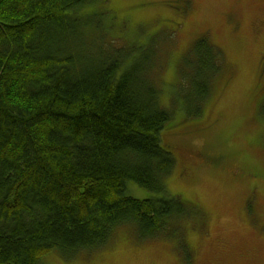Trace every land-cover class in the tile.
<instances>
[{
	"label": "trees",
	"instance_id": "trees-1",
	"mask_svg": "<svg viewBox=\"0 0 264 264\" xmlns=\"http://www.w3.org/2000/svg\"><path fill=\"white\" fill-rule=\"evenodd\" d=\"M102 1L0 0V264L94 252L123 225L137 239L174 238L193 215L166 193L175 157L161 141L173 116L156 78L163 55L151 41L108 38L102 13H82ZM221 52L204 34L182 57V98L196 113ZM129 182L154 193L129 195Z\"/></svg>",
	"mask_w": 264,
	"mask_h": 264
},
{
	"label": "rangeland",
	"instance_id": "rangeland-1",
	"mask_svg": "<svg viewBox=\"0 0 264 264\" xmlns=\"http://www.w3.org/2000/svg\"><path fill=\"white\" fill-rule=\"evenodd\" d=\"M97 12L108 38L128 45L151 41L163 55L156 78L173 116L161 141L175 157L166 193L181 196L193 215L174 238L137 239L134 228L123 225L97 251L64 258L51 250L43 263L264 264V33L253 26L264 18V0H106L82 9ZM204 34L222 49L225 63L196 113L195 104L184 106L179 65ZM200 122L210 125L205 134L192 130ZM204 152L225 167L210 166ZM183 162L190 166L181 171ZM238 168L260 175L244 181ZM127 191L136 198L154 193L135 182Z\"/></svg>",
	"mask_w": 264,
	"mask_h": 264
},
{
	"label": "flooded vegetation",
	"instance_id": "flooded-vegetation-1",
	"mask_svg": "<svg viewBox=\"0 0 264 264\" xmlns=\"http://www.w3.org/2000/svg\"><path fill=\"white\" fill-rule=\"evenodd\" d=\"M253 26L255 29H257V31H259V33L263 34L264 33V18L260 17L257 21L253 22ZM264 59V56H263ZM206 126H210L209 124H200L198 125V128H193L192 130L195 131L196 129H199L200 134H205L206 132L203 131V127ZM192 130H188L187 132L189 133ZM210 157L207 159L206 157L202 156L204 158V160H206L210 166H212L213 168H217V167H221L220 166V162L217 159L218 157L215 155H209ZM188 167V165L186 163L183 162L182 166H181V171H184L186 168ZM241 171H236L234 170V172L236 173V175L239 178H242L244 181H255L258 177H259V173L256 174L257 171L253 172V171H247V170H243L241 168H238ZM188 177L189 178H194L195 179V175L194 173H192V171L187 172Z\"/></svg>",
	"mask_w": 264,
	"mask_h": 264
}]
</instances>
